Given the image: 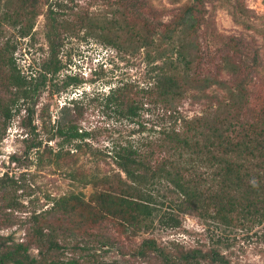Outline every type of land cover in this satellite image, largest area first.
<instances>
[{"label": "trees", "instance_id": "16d2710c", "mask_svg": "<svg viewBox=\"0 0 264 264\" xmlns=\"http://www.w3.org/2000/svg\"><path fill=\"white\" fill-rule=\"evenodd\" d=\"M49 1L45 0L52 27L48 37L53 40L60 14L55 8L61 10L64 3ZM101 1L113 9V14L107 18V25L98 26V36L114 48L137 45L157 58L147 59L146 85L126 81L111 87L102 96L104 105L132 122L139 121L145 109L159 108L164 112V123L153 137L118 140L105 154L101 150L97 153L87 141L90 132L80 126L85 114L83 103L91 97L84 92L82 98L69 99L52 124L43 150V141L34 145L37 157L43 162L49 156L51 164L60 165L84 151L101 159L102 155L110 157L115 168L102 175L71 171L72 179L92 185L94 192L87 198L83 191H71L51 198L52 205L46 209L28 211L27 217L19 220L25 229L23 240L0 233V264H91L94 251L111 244L106 230L109 222L133 236L149 231L156 219L180 226L182 214L225 225L264 222V101L261 105L254 102L251 89L261 65L257 51L250 55L241 38L230 36V53L224 57L223 68L231 79L198 73L193 76L194 64L203 63L199 59L203 54L201 30L210 25L203 0L181 7L170 22L157 19L154 9L150 15L144 12L147 0ZM19 2L20 10L15 15L5 12L0 22L11 20L10 24L20 25L25 36L32 25L23 26L24 21L40 14L42 0ZM123 34H127L126 39ZM15 50L9 40L0 43V116L4 130L16 108L21 111L24 106L28 116H34L48 81L63 68L61 62L46 63L39 75L25 74L14 62ZM79 83L72 75L64 80L66 87ZM214 87L224 90L225 95L210 94ZM189 94L210 102L196 117L180 111ZM51 140L57 148L49 145ZM21 184V179L0 177V231L3 226L14 225L15 212L26 207L18 196ZM162 189L170 195L163 194ZM135 253L158 264H235L218 249L179 248L170 253L154 238L143 239Z\"/></svg>", "mask_w": 264, "mask_h": 264}, {"label": "rangeland", "instance_id": "374dc122", "mask_svg": "<svg viewBox=\"0 0 264 264\" xmlns=\"http://www.w3.org/2000/svg\"><path fill=\"white\" fill-rule=\"evenodd\" d=\"M58 1L64 4L61 10L55 8L60 14L57 35L52 32L53 40L48 37L52 27L47 17L49 4L45 0L40 3V14L36 18L25 19L23 26L30 23L32 25L25 36L21 34L20 25L10 24L11 20L0 22V43L9 40L10 47H16L14 62L23 73L36 76L46 63L53 65L61 62L63 65L57 77L48 81L41 93L34 116H28L24 106L21 111L16 108L7 121L5 130L4 120L0 116V177L9 176L22 180L23 188L18 191V196L26 206L22 211L15 212L18 219L16 223L1 227L0 233L13 235L19 241L25 237V229L19 220L27 217L30 213L28 211L34 207L46 209L52 205L51 198L71 191H83L87 198L94 192L92 185L84 186L72 179L71 171L102 175L111 173L112 168H115L110 157L102 155L101 159L84 151L75 153L73 160L66 159L60 165L51 164L49 156H45L43 162L39 160L38 149L34 145L43 141V150L52 124L59 119L61 108L68 104L69 99L82 98L84 92L91 97L83 103L85 114L80 126L90 132L87 141L97 153L99 150L102 153L108 152L118 140L153 137L164 123V112L159 108L146 105L152 109H145L139 121L132 122L117 116L102 101V96L111 87L122 82L136 81L140 85H146L149 80L146 74L149 69L147 59H157L154 57L155 53L149 56L147 49L132 44L127 46V42L123 48L117 49L99 37L98 26L107 25V18H112L113 14V9L103 1ZM147 1L144 12L150 15L154 9L157 19L165 22H170L181 7L193 2ZM203 1L210 25L206 24L201 30L199 41L203 54L199 59H203V63L199 66L194 64L192 75H216L223 80H230L231 74L223 68L224 57L230 53L227 38L237 36L244 41L250 55L255 50L259 55V74L251 89L255 99L252 97V101L261 105L264 101V0ZM20 5L19 0H0V17L5 12L15 15L20 10ZM133 19L139 21L134 16ZM109 26L107 30H110ZM122 37L126 39L127 34ZM66 75L77 77L80 83L64 86ZM209 92L221 97L225 95V91L217 87ZM209 103L206 99H200L198 94H189L182 101L180 111L188 117H196L202 114ZM48 143L57 148L55 140ZM162 193L170 195L167 189H162ZM181 220L180 226H170L156 219L149 231H143L137 236L123 233L115 222H109L106 230L111 244L98 247L91 264H158L155 259L136 255L135 248L145 238L156 239L170 253H176L179 248L218 249L235 264H264V222L225 225L193 214H182ZM32 252L37 254V249Z\"/></svg>", "mask_w": 264, "mask_h": 264}]
</instances>
